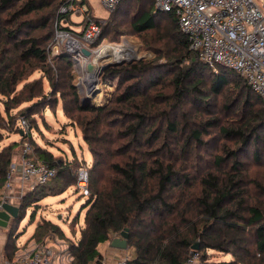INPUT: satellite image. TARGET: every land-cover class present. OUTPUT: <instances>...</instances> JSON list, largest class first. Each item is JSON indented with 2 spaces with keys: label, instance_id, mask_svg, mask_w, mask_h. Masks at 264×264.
Masks as SVG:
<instances>
[{
  "label": "trees",
  "instance_id": "1",
  "mask_svg": "<svg viewBox=\"0 0 264 264\" xmlns=\"http://www.w3.org/2000/svg\"><path fill=\"white\" fill-rule=\"evenodd\" d=\"M144 1L121 0L101 23L94 45L106 36L115 41L121 34L151 32L149 48L157 57L103 69L101 80L115 79L116 85L105 103L95 104L81 101L70 55L48 56L61 0H0V95L6 97L0 141L3 131L20 130L17 114L54 109L58 99L79 129L91 154L89 195L79 237L67 244L69 264H99L98 244L122 230L133 250L125 264H185L194 252L205 259L207 248L234 259L206 264H264V100L238 72L200 60L175 15L161 11L167 17L158 19L154 0L150 9ZM133 2L130 25L118 30L117 18ZM35 70L42 76L29 78ZM216 112L237 116L224 120ZM24 140L56 175L19 199L18 216L8 224L7 254L17 247L27 206L66 190L83 164L77 157L54 156L29 131L0 147V191L13 150ZM208 141L214 151L206 163L200 151ZM50 233L64 235L58 224L42 218L32 237L41 243ZM197 240L198 249H192Z\"/></svg>",
  "mask_w": 264,
  "mask_h": 264
},
{
  "label": "built area",
  "instance_id": "2",
  "mask_svg": "<svg viewBox=\"0 0 264 264\" xmlns=\"http://www.w3.org/2000/svg\"><path fill=\"white\" fill-rule=\"evenodd\" d=\"M120 1L100 0V3L111 11ZM154 4L156 10L175 15L178 29L186 36L188 47L197 53L200 60L238 72L264 100V3L257 0H154ZM72 15L81 16L77 30L72 27L75 24L71 20ZM101 23L102 19L91 12L88 0H61L52 42L48 47L49 58L67 52L72 65L80 69L81 80L89 73L86 68L88 63L97 65L94 60L97 51L109 45H94L101 32ZM83 48L90 51L89 56L83 54ZM17 125L22 134L30 131L29 123L22 115L17 118ZM19 151V163L11 160L0 191V209L3 202H12L9 190L14 178L21 188L31 190L56 175V169L36 156L27 140L21 142ZM88 167L83 163L75 171V185L86 196L89 195ZM52 253L48 245L36 243L28 252L8 260L7 264H52ZM67 256L71 260L69 252ZM198 261L199 255L194 252L185 264H197ZM125 262L126 258L123 257L117 264Z\"/></svg>",
  "mask_w": 264,
  "mask_h": 264
},
{
  "label": "rangeland",
  "instance_id": "3",
  "mask_svg": "<svg viewBox=\"0 0 264 264\" xmlns=\"http://www.w3.org/2000/svg\"><path fill=\"white\" fill-rule=\"evenodd\" d=\"M132 2L133 0H129ZM258 3H264V0H257ZM91 12L98 18L102 19V24L106 23L108 18L109 10L105 8L100 0H88ZM145 9H150L151 1L145 0L143 3ZM137 7V2H133L130 7V12L128 14L122 15L117 18V24H119L118 30H124L130 25L132 18L130 14L135 11ZM154 9V5H153ZM152 9V10H153ZM155 13V10H154ZM164 12H159L158 19H166L167 15H164ZM71 20L75 23L72 24L74 30L79 29L81 16L72 15ZM96 41V40H95ZM152 42L151 32L143 33L142 36L136 33H126L121 34L119 38L115 41H112L107 36L99 41L101 44H123L126 43L128 49L134 52V55L130 61V58L125 59L122 63H128L134 60H155L157 55L153 49L149 48V45ZM97 45V44H96ZM95 45V46H96ZM97 65L100 66L106 62H109V57L98 58L96 55L94 57ZM165 58L160 57L159 62H164ZM74 66V67H73ZM72 69L75 74L74 84L81 97L86 96L87 88L85 85V80L88 78L85 75L80 80V69L75 67L73 64ZM42 76V73L39 70H35L34 73L29 77H38ZM44 82L45 90H49L47 87L46 80ZM93 82V80H92ZM91 82V84H92ZM94 82L96 83L93 87L90 88V99L95 104H102L107 101L112 91L115 89L116 80L108 79L101 80V73L94 74ZM21 83H18L17 87L21 86ZM85 92V93H84ZM6 99L5 96L0 95V110L3 112L2 100ZM61 100L58 99L57 105L54 109L49 107H42L40 110H37L35 113L30 114L28 117H24L28 120H32L30 132L32 138L35 142L41 146L46 147L51 150L54 156L61 158L62 160H73L77 157V160L83 162L87 165L91 164V154L87 148L86 143L84 142L79 129L72 124L63 114L61 108ZM29 104L23 103L22 105ZM21 105V106H22ZM221 110L220 105L216 107ZM215 108V109H216ZM242 108H246L244 104ZM214 109V108H213ZM214 109V110H215ZM232 110V109H231ZM14 111V110H13ZM217 116H221L222 119L226 120L229 118H235L237 115L230 113L229 117L225 116V113H215ZM20 115L17 114V118ZM215 129H210V132H215ZM3 139L0 141V147L4 144H7L11 141H18L20 138L18 132H6L3 131ZM211 141H208V145L202 147L200 151V158H205L207 160L211 159L207 154L214 151V147L210 145ZM21 144V143H20ZM19 144V146H20ZM245 158V157H243ZM206 163H203L205 165ZM197 168L200 170L201 165L197 164ZM203 168V167H202ZM255 174V172H254ZM53 181L47 185H51ZM48 187V186H47ZM46 187V188H47ZM87 201V196L83 195L81 191L76 187L75 183L69 186L63 192L56 195H47L43 197L37 205L31 204L25 209V215L18 223L17 233L18 239L20 242L27 240L33 233L35 226L39 220L42 218L49 219L52 222L58 224V226L63 231L64 235L60 236L58 233H50L42 239V243L46 245L52 243H59L64 245L68 244L71 241H76L79 237V229L83 226L84 215L86 211L85 203ZM74 220V225L72 226L71 221ZM35 240V239H34ZM36 241V240H35ZM39 241H36V243ZM198 247L200 242L197 240ZM195 242V243H196ZM194 243V244H195ZM198 249V248H197ZM205 259H199L197 264H206L211 262L219 261H230L234 257L231 253L224 251H218L215 249L207 248L205 249ZM133 256V250L130 247L125 248V255L123 257L126 260Z\"/></svg>",
  "mask_w": 264,
  "mask_h": 264
},
{
  "label": "crops",
  "instance_id": "4",
  "mask_svg": "<svg viewBox=\"0 0 264 264\" xmlns=\"http://www.w3.org/2000/svg\"><path fill=\"white\" fill-rule=\"evenodd\" d=\"M20 146L19 144L14 148L13 150V158L11 160L15 161L16 163H19L20 160ZM28 188H21L19 182L16 178H14L12 183V189L9 190V193L12 195V202L13 204L17 205L19 204L20 194L23 195L26 193ZM10 222V220H9ZM8 222V224H9ZM8 224L7 226H0V264H7V261L10 260L8 254H10L8 251V254L6 253V250H4L5 241L7 239V233H8ZM33 234V233H32ZM31 236L25 240L24 242H20L18 237L16 239V249L14 250L13 254L11 255V258L19 255L23 252H28L34 244H36V241ZM45 244V243H44ZM48 246L52 249L53 253L51 256L52 264H69L70 259H68V251H67V245L62 242V244H59L57 242L50 243ZM97 250L101 255V263L103 264H117V261L125 255V249H120L111 246L110 240H106L104 242H100L97 246ZM94 264V263H93Z\"/></svg>",
  "mask_w": 264,
  "mask_h": 264
},
{
  "label": "water",
  "instance_id": "5",
  "mask_svg": "<svg viewBox=\"0 0 264 264\" xmlns=\"http://www.w3.org/2000/svg\"><path fill=\"white\" fill-rule=\"evenodd\" d=\"M156 11H158V10H156ZM82 52L85 56L90 55V51L86 48H83ZM131 59H133V57L130 58L128 61H130ZM122 61H124V59L119 60V61H109V62H106V63L100 65V67L97 69V74H100L102 72V70L105 69L107 66L117 65V64L122 63ZM86 68L90 72L95 68V65L90 62L87 64ZM80 98H81L82 102L91 101L90 95H88L87 93H86V96H84V97L80 96ZM19 134L20 135L22 134L21 130H19ZM17 169H20V166H17ZM18 211H19L18 205H15V204L9 203V202H3L2 208L0 209V226H4V227L7 226L10 219L16 218L18 216ZM127 239H128L127 230H122L118 236H114L110 240V244L113 247L125 249L128 246L127 245ZM197 248H198V243L196 242L195 244L192 245V249H197Z\"/></svg>",
  "mask_w": 264,
  "mask_h": 264
},
{
  "label": "bare ground",
  "instance_id": "6",
  "mask_svg": "<svg viewBox=\"0 0 264 264\" xmlns=\"http://www.w3.org/2000/svg\"><path fill=\"white\" fill-rule=\"evenodd\" d=\"M108 55L107 57H109L110 61H119V60H125L130 58L131 56L134 55V52H132L130 49H128V46L126 45V43L123 44H109V45H104L103 47H101L97 53L96 56L98 58H103L104 56ZM100 66L95 65V68L90 71L88 74H85L86 77H88L85 80V85L87 88V94L92 96L90 94V88L93 87L96 83L94 82V74L97 73V69ZM93 80V82H92ZM92 82V84H91ZM89 89V90H88ZM85 93V92H84Z\"/></svg>",
  "mask_w": 264,
  "mask_h": 264
}]
</instances>
